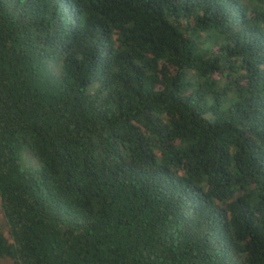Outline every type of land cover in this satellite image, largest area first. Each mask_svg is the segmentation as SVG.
<instances>
[{
  "label": "trees",
  "instance_id": "trees-1",
  "mask_svg": "<svg viewBox=\"0 0 264 264\" xmlns=\"http://www.w3.org/2000/svg\"><path fill=\"white\" fill-rule=\"evenodd\" d=\"M0 206L14 264H264V0H0Z\"/></svg>",
  "mask_w": 264,
  "mask_h": 264
},
{
  "label": "rangeland",
  "instance_id": "rangeland-1",
  "mask_svg": "<svg viewBox=\"0 0 264 264\" xmlns=\"http://www.w3.org/2000/svg\"><path fill=\"white\" fill-rule=\"evenodd\" d=\"M22 157L24 160H27L28 165H30V166L35 165V161H34L35 158L32 156V154L29 151H25L23 153ZM0 233L5 238H9V230H8V226L4 220L3 213L1 210V206H0ZM0 264H14V263H13V261H11L9 259H2V260H0Z\"/></svg>",
  "mask_w": 264,
  "mask_h": 264
}]
</instances>
